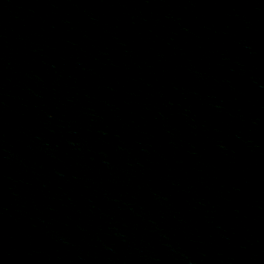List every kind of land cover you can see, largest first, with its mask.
Wrapping results in <instances>:
<instances>
[{
    "label": "water",
    "instance_id": "water-1",
    "mask_svg": "<svg viewBox=\"0 0 264 264\" xmlns=\"http://www.w3.org/2000/svg\"><path fill=\"white\" fill-rule=\"evenodd\" d=\"M0 264H264V0H0Z\"/></svg>",
    "mask_w": 264,
    "mask_h": 264
}]
</instances>
